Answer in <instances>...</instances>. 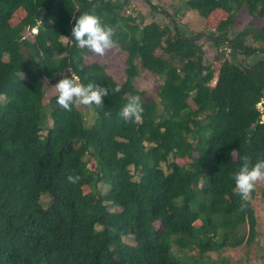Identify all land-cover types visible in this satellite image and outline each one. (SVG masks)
I'll list each match as a JSON object with an SVG mask.
<instances>
[{
	"label": "trees",
	"instance_id": "16d2710c",
	"mask_svg": "<svg viewBox=\"0 0 264 264\" xmlns=\"http://www.w3.org/2000/svg\"><path fill=\"white\" fill-rule=\"evenodd\" d=\"M142 1L0 0V264H207L255 239L254 208L232 173L264 158V27L254 28L264 0H183L204 19L227 13L190 36L177 8ZM19 6L25 15L10 26ZM85 11L113 28L121 84L70 37ZM139 68L162 80L157 100L134 87ZM63 74L108 89L90 104L91 125L73 102L44 104L45 82ZM133 95L138 121L119 115Z\"/></svg>",
	"mask_w": 264,
	"mask_h": 264
},
{
	"label": "rangeland",
	"instance_id": "374dc122",
	"mask_svg": "<svg viewBox=\"0 0 264 264\" xmlns=\"http://www.w3.org/2000/svg\"><path fill=\"white\" fill-rule=\"evenodd\" d=\"M139 8L143 7L144 3L142 0H134ZM150 2L159 9H166L170 15L178 9V28L180 32L185 36L195 35L201 33L204 29L214 28L216 24L220 21L226 19L227 13L216 10L207 19L202 18L196 11H193L186 6H183V0H150ZM59 0H53L52 7L57 6ZM132 13H134L131 10ZM25 13L22 6H19L14 12L12 17L9 19L10 26L16 25L24 17ZM249 20V16L245 11H240L236 16V21H241L246 23ZM264 27V17L257 18L255 21L254 28L258 29ZM232 32H236L235 29H231ZM66 42L65 38L61 39ZM204 47L207 45L203 44ZM208 49L207 47H205ZM86 57V62H98L104 66L108 75H110L114 81L121 84L125 79V53L119 51L118 49L111 48L107 50L104 55H98L92 52H88ZM6 60V56H3ZM259 58V55H252L247 58V63L252 65ZM247 74L254 80H258L260 76V71L258 68H253L248 70ZM65 74L56 76L54 81L51 83L45 82L44 84V104L49 103L53 96L58 95L55 88L53 87L55 83L63 78ZM21 77H23L21 75ZM162 83V80L148 71L139 68V74L134 81V87L141 93L140 97L146 101L151 102L156 99V93L158 86ZM76 98H73V103L79 112L83 115L85 124L91 125L96 119V114L91 110L90 104L83 105L79 104ZM260 111L264 109L262 104H258ZM264 119V117H263ZM45 125L48 127L50 121L47 118L45 120ZM43 134H45L43 132ZM172 157L168 158V162L172 161ZM176 162L183 164V161L176 159ZM130 167V171H131ZM99 190L101 193H105L108 190V186L99 185ZM83 193H87L88 189L83 187ZM249 199L254 208L257 225V235L251 243H244L237 248H224L218 253L209 254L210 263L207 264H264V180H259L255 182L253 190L249 193ZM42 204L46 207L49 203V198L47 195H43L41 198ZM130 241V240H129Z\"/></svg>",
	"mask_w": 264,
	"mask_h": 264
},
{
	"label": "clouds",
	"instance_id": "9594fccd",
	"mask_svg": "<svg viewBox=\"0 0 264 264\" xmlns=\"http://www.w3.org/2000/svg\"><path fill=\"white\" fill-rule=\"evenodd\" d=\"M70 37L74 40L76 47L86 51L104 55V53L115 46L113 40L112 26L102 23L100 17L91 12H82L75 17ZM58 93L56 103L65 110L69 109L73 98L77 103L88 105L102 104V99L108 95V89L100 84L89 83L82 85L75 82V77L64 76L53 86ZM143 108L139 98L130 96L127 102L121 107L119 115L127 120L132 117L135 120L142 118ZM72 180V177L68 178ZM234 190L238 192L242 200L249 198V193L253 190L255 182L264 180V158H258L251 165L247 158H244L237 170L232 173Z\"/></svg>",
	"mask_w": 264,
	"mask_h": 264
}]
</instances>
